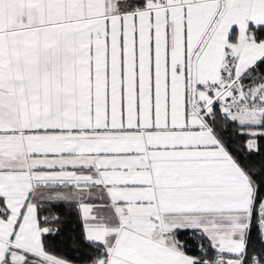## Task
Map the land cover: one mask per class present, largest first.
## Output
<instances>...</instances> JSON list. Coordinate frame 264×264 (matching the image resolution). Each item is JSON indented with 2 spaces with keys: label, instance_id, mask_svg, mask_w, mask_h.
Instances as JSON below:
<instances>
[{
  "label": "snow or ice",
  "instance_id": "6c2138e0",
  "mask_svg": "<svg viewBox=\"0 0 264 264\" xmlns=\"http://www.w3.org/2000/svg\"><path fill=\"white\" fill-rule=\"evenodd\" d=\"M77 262L264 264V0H0V264Z\"/></svg>",
  "mask_w": 264,
  "mask_h": 264
},
{
  "label": "trees",
  "instance_id": "16d2710c",
  "mask_svg": "<svg viewBox=\"0 0 264 264\" xmlns=\"http://www.w3.org/2000/svg\"><path fill=\"white\" fill-rule=\"evenodd\" d=\"M63 223L67 225V227L65 228V232L68 233L69 235L80 233L81 227L79 226V222L75 215H73V217L70 220L69 219L63 220ZM73 230L75 231L73 232ZM86 253H87V249H84L82 253L71 251V242H69L68 248H64L63 246H60L54 250V254L69 259L80 255H86ZM77 264H81V262H77Z\"/></svg>",
  "mask_w": 264,
  "mask_h": 264
}]
</instances>
